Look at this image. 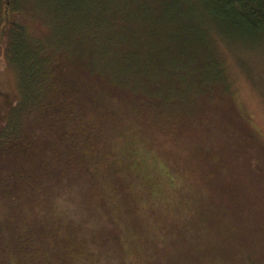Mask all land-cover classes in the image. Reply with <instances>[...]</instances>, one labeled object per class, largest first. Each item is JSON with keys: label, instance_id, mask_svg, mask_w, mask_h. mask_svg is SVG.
<instances>
[{"label": "trees", "instance_id": "16d2710c", "mask_svg": "<svg viewBox=\"0 0 264 264\" xmlns=\"http://www.w3.org/2000/svg\"><path fill=\"white\" fill-rule=\"evenodd\" d=\"M207 21L264 34V0H0V264H217L203 229L256 203L232 167L264 145L206 108L233 102L217 57L200 73ZM245 134L258 155L239 162ZM195 196L210 217L190 230Z\"/></svg>", "mask_w": 264, "mask_h": 264}, {"label": "rangeland", "instance_id": "374dc122", "mask_svg": "<svg viewBox=\"0 0 264 264\" xmlns=\"http://www.w3.org/2000/svg\"><path fill=\"white\" fill-rule=\"evenodd\" d=\"M208 28L209 30H206L205 33L207 36L205 35V47L203 48L202 56L203 65L200 68V73L208 76V70H206L204 64L205 58L209 55H213L214 58L217 57V60L221 62L220 64H222L223 71L225 72V81L229 84V91L233 99L230 106L233 111L225 108L222 112H218V106L216 105L212 107L207 106L206 108L207 110L210 108L211 111L217 112L216 118H218V120L222 118V116H226L227 119H234L242 123V127L244 126L242 129H248L247 132L255 134L257 139L264 145V34H244L240 32V30L234 31L230 28H224L223 26L215 27L211 22L207 21V28L204 29ZM191 67H193V63H191L190 68ZM4 78H6V76ZM1 82L2 78H0V83ZM9 84L11 85L10 77L9 82L5 83L6 87H8ZM193 88H199L198 83L196 80L193 81L191 77H188L187 80L182 82L178 91L179 94H177L179 97L177 98L183 102H191L194 100ZM5 89L6 88H3L1 91H5ZM213 92L214 90H211V93ZM6 93L12 96V88L11 90L7 89ZM213 119L215 118H207L206 121L211 123ZM218 120L216 119V121ZM221 129L222 130L219 132L224 131L223 128ZM230 129L232 131L235 130L231 127ZM191 130L199 134L202 141L214 143L202 129L191 128ZM244 139L246 144L242 142L244 145H242L243 147L241 148L246 152L237 148V152L239 153L237 160L239 162L247 161V159L249 161L252 156L256 155V158L258 155L253 147L255 143L251 141V138L246 135ZM142 153L143 152H139V158H137L139 163L142 162L143 159H147V163L156 167L157 174L160 178L161 176L162 178L164 176L169 177L168 180H161L162 187L160 186V192L162 194L170 192L176 194L180 192L181 189L178 188L180 183L176 180L170 182V178L175 179V176L169 174V170L165 167L163 161H155V159L152 157L150 158V156L143 158ZM157 166H159V168ZM255 167L254 171L251 170L250 167H244V165H241L239 168L233 165L232 170L243 183L245 182V184L250 185V188L246 190L245 197L252 196L256 192V194H254L257 196V201H254L256 203L253 204L252 199H250L251 201L249 204L252 202L250 208H246L244 212L239 215L235 211L234 213L236 214H231L229 220L226 221V225H216L217 228H223L224 230L219 231L208 226L203 229L204 232L202 233V237L212 250L214 246L220 245V252L214 257L217 259V264H222L223 261L230 264H250L251 261L249 257L253 259L255 257H260L264 263V159H260ZM159 196L162 195L159 194L158 197ZM256 196H254V198ZM166 197L171 199L173 196L172 194L171 196L167 194ZM193 199H196V201H194L197 203L196 208L200 210H192L191 205L194 204L192 201ZM189 201H191L189 203L190 206H188L190 208L185 220L187 226L191 230L193 218L196 223H202L207 222L210 215L207 213L208 207H203V205H206L204 199L201 198L200 200L195 196L194 198H189ZM162 202H164V200H162ZM160 209L157 207L155 214L152 213L150 217L155 218L157 221V218L159 219L160 215L163 214ZM194 212H200L201 218L196 214L195 219V217H193ZM206 215L208 217H206ZM156 224L157 222L155 225ZM228 242H230L231 247L227 245ZM230 257L231 259L236 257V262L228 260Z\"/></svg>", "mask_w": 264, "mask_h": 264}]
</instances>
